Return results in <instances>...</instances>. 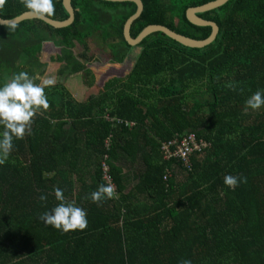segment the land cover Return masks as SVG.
I'll use <instances>...</instances> for the list:
<instances>
[{
    "label": "trees",
    "instance_id": "1",
    "mask_svg": "<svg viewBox=\"0 0 264 264\" xmlns=\"http://www.w3.org/2000/svg\"><path fill=\"white\" fill-rule=\"evenodd\" d=\"M141 1L132 38L149 25L197 40L211 32L185 12L214 0ZM53 2L55 13L46 17L66 20L63 0ZM72 4L75 21L65 28L39 19L0 25V87L13 74L32 77L18 59L25 53L27 64L46 42L59 49L57 57H76L61 72H83L89 90L97 84L87 64L90 42L112 62L124 61L132 48L123 26L136 5ZM27 11L20 0H7L0 18ZM198 16L218 26L202 49L152 33L113 87L92 89L85 101L63 82L44 88L49 109L34 117L31 134L13 139L0 164V264H264V106L245 111L257 90L264 94V0H229ZM185 131L207 142L191 154L189 169L161 149ZM103 162L116 195L98 205L90 196L107 185ZM227 175L247 183L231 189ZM57 188L86 211V229L64 233L39 219L60 203Z\"/></svg>",
    "mask_w": 264,
    "mask_h": 264
},
{
    "label": "clouds",
    "instance_id": "2",
    "mask_svg": "<svg viewBox=\"0 0 264 264\" xmlns=\"http://www.w3.org/2000/svg\"><path fill=\"white\" fill-rule=\"evenodd\" d=\"M7 0H0L2 9ZM20 3L33 15L37 17L52 16L55 13L53 0H20ZM38 77H30L26 72L13 74V76L0 87V126L3 132L0 134V164H4L13 150V139H23L26 134H31L33 119L37 114H43L49 107V101L44 88L54 83L52 79L42 80L40 84L35 83ZM228 87L235 90L233 85ZM264 106V94L257 90L245 103V111L257 110ZM224 183L231 189L239 183H247L246 177H235L227 175ZM116 195L115 185L108 183L101 185L97 191L91 193V201L100 204L105 199H112ZM55 198L60 203L51 212H44L39 219L46 225H50L64 233L69 231L84 230L87 227V213L84 209L77 207L75 202L65 199L61 189H55ZM41 201L47 197L41 195ZM182 264H191L184 260Z\"/></svg>",
    "mask_w": 264,
    "mask_h": 264
},
{
    "label": "water",
    "instance_id": "3",
    "mask_svg": "<svg viewBox=\"0 0 264 264\" xmlns=\"http://www.w3.org/2000/svg\"><path fill=\"white\" fill-rule=\"evenodd\" d=\"M107 2H132L136 5V11L134 14H132L124 23L123 26V37L127 44L131 47H138L140 42L147 37L148 35L152 33L161 32L165 34L168 38L171 40L181 44L184 47L188 48H195V49H202L208 45H210L212 42H214L217 34H218V26L212 22L207 21L201 17L198 16V14H202L205 12H209L212 10H215L223 5H225L229 0H214L211 2H208L206 4L196 6V7H190L186 10L185 16L188 22L191 24L198 26V27H210L211 32L209 36L203 40H197L192 39L186 36H183L181 34L175 33L172 30L168 29L165 26L162 25H149L145 27L136 38H132L130 36V27L133 21H135L142 13L143 11V4L141 0H102ZM63 5L65 7V10L69 14V17L64 21L59 20H53L48 17H37L33 15L31 12L27 11L24 12L22 15L18 17H14L9 20H4L0 18V25L2 26H12L15 24H19L20 22L24 20H30V19H39L43 22L47 23L48 25L54 27V28H65L73 24L75 21V10L72 4V0H63Z\"/></svg>",
    "mask_w": 264,
    "mask_h": 264
},
{
    "label": "rangeland",
    "instance_id": "4",
    "mask_svg": "<svg viewBox=\"0 0 264 264\" xmlns=\"http://www.w3.org/2000/svg\"><path fill=\"white\" fill-rule=\"evenodd\" d=\"M184 1H188V0H184ZM42 47H45L46 50L34 52L32 55H34L36 57H34V56L30 57L27 64L25 63L27 60V57H26L27 55L25 53H21V56L18 59L17 63H19L20 67H22L24 70H26L28 72H30V71L27 69H31L32 70V77H35V75L38 78L41 77L42 72H43V68H44V72L48 71L49 74L52 73V71L57 72V76H55L54 81L55 80H61L65 83L66 79L68 77V73L66 72V73L59 74V72L61 71L62 65H63L61 62H57L60 64L54 68L55 70H50V69L48 70V61H50V60L48 59L47 56H48L49 52L55 50L54 46L50 47V45L47 44V46L42 45ZM77 47L79 48V50L83 49V47L81 45H78ZM139 52H140V48L134 47L130 50L129 54L125 57L123 62H120V63L119 62H112L110 60L109 53H107V51H104V50L102 51L100 47L97 48L94 43L90 42V51L88 53H89V55H91V57H90L89 63H87V64L92 69L94 75L96 77H98V79H100L98 81V83L96 85H94V87L92 89H98V87H99L100 90H107V89L113 87V85H115L116 83H118L117 82L118 80L121 81L122 79H124L125 78L124 75H126L129 72L131 66H133V63L136 60V57L138 56ZM19 55L20 54H18V53L8 54L9 57H17ZM37 56H39V59H37ZM43 56L47 57V58L45 57L46 58L45 61L43 60ZM0 57H2V59L5 58V56H3L2 54ZM50 62H55V60H51ZM34 66L39 67L38 71H36L35 73L33 72ZM41 69H42V72H40ZM99 75H100V78H99ZM70 76L75 77V80H71V81L75 83L74 85H76L77 89L80 88L82 83L80 82V78L77 77L78 74L75 73V74L70 75ZM48 79H52V77H49ZM37 80L38 79H35V83L38 84ZM75 88H72V90ZM91 90L87 91L85 96H83V99H81L82 101L86 100V98L89 95ZM91 92H93V91H91ZM133 182L134 181L131 180L129 182V186H132Z\"/></svg>",
    "mask_w": 264,
    "mask_h": 264
},
{
    "label": "built area",
    "instance_id": "5",
    "mask_svg": "<svg viewBox=\"0 0 264 264\" xmlns=\"http://www.w3.org/2000/svg\"><path fill=\"white\" fill-rule=\"evenodd\" d=\"M108 118V117H107ZM126 126H131L133 123H124ZM108 144V140L106 141ZM207 146V142L201 138H198L194 131H185L178 137L171 138L167 141H163L161 149L163 151L164 158H175L181 161L182 165L186 168H190V156L194 152L201 151V149ZM103 179L105 182L112 183L110 174L108 172V164L103 162Z\"/></svg>",
    "mask_w": 264,
    "mask_h": 264
},
{
    "label": "crops",
    "instance_id": "6",
    "mask_svg": "<svg viewBox=\"0 0 264 264\" xmlns=\"http://www.w3.org/2000/svg\"><path fill=\"white\" fill-rule=\"evenodd\" d=\"M47 44H49L50 45V47H53V45H52V43H50V42H46V43H44L43 45H46L47 46ZM55 48V50L54 51H51V52H49L48 53V59L51 61V60H55V62H50V61H48V70L50 69V70H55L54 68L55 67H57L60 63H57V62H61L62 64H64L65 62H68V61H70V60H73V59H76V57H57V54H58V51H59V49L57 48V47H54ZM43 50H46V48L45 47H42V50L41 51H43ZM50 55V56H49ZM34 55H31L30 57H33ZM52 56V57H51ZM46 56H43V60L45 61V59L47 58H45ZM37 59H39V56H37ZM43 61V62H44ZM61 64V65H62ZM89 66V65H88ZM38 69H39V67L38 66H34L33 67V72L35 73L36 71H38ZM92 70V69H91ZM42 71V69L40 70V72ZM93 72V71H92ZM62 72L60 71L59 72V74H61ZM73 74H75V73H72V74H68V77H67V79H66V82L64 83L63 81H61V80H55L54 81V78H55V76H57V72H54V71H52V73H48V71H45L44 72V68H43V72H42V75H41V77H39L38 78V84H40L41 82H42V80H45V79H48L49 77H52V80L54 81V83L55 82H63L65 85H66V87L68 88V90H70V92L73 94V96L75 97V98H77L78 100H81V99H83V96H85V94L87 93V91L89 90L87 87H86V85L84 84V82H83V80H82V74H83V72H77V74H78V76L77 77H79L80 78V82L82 83V85H81V87L80 88H78L77 89V87H76V85H74L75 83L74 82H72L71 80H75V77H73V76H70V75H73ZM94 74V73H93ZM105 75V74H104ZM103 76V75H102ZM35 77H36V75H35ZM69 78V79H68ZM99 78H100V75H99ZM95 80H96V83H98V81L100 80V79H98V77H96L95 76ZM76 87V88H75ZM72 88H75V89H73L72 90ZM80 97V98H79Z\"/></svg>",
    "mask_w": 264,
    "mask_h": 264
}]
</instances>
